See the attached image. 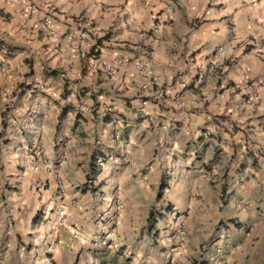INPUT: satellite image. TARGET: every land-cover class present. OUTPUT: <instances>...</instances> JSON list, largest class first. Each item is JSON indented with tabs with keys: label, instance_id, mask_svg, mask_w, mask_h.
<instances>
[{
	"label": "crops",
	"instance_id": "crops-1",
	"mask_svg": "<svg viewBox=\"0 0 264 264\" xmlns=\"http://www.w3.org/2000/svg\"><path fill=\"white\" fill-rule=\"evenodd\" d=\"M92 1L83 17L75 0L3 8L28 31L0 34L16 48L0 47V162L14 188L30 208L82 203L96 154L92 191L111 192L109 213H146L161 184L155 211L193 223L187 264H264V0H101L124 4L112 20Z\"/></svg>",
	"mask_w": 264,
	"mask_h": 264
},
{
	"label": "rangeland",
	"instance_id": "rangeland-1",
	"mask_svg": "<svg viewBox=\"0 0 264 264\" xmlns=\"http://www.w3.org/2000/svg\"><path fill=\"white\" fill-rule=\"evenodd\" d=\"M15 1L0 0V34H6L17 43L19 38L28 36V31L12 18L15 11L3 9L6 5L15 6ZM17 1V10L23 13L20 3L24 0ZM75 1L86 6L79 13L83 17L92 0ZM92 5H99L101 12H110V20L124 6L118 1L106 4L101 0H93ZM172 8L170 5L169 11ZM44 9L46 11L48 7ZM40 11L43 17L49 16V13ZM5 162H0V264H150V259L158 251L169 252L170 255H164L168 264H180L179 260L183 258L185 262L182 260V263L187 264L189 254L185 248L192 237L189 226L192 228L193 223L187 222L185 217L182 221H175V215L163 217V212V218L158 219L153 231L148 233L147 214L158 208L155 197L146 207V213L143 208H133L131 213L134 216L128 219L117 216L118 211L109 213L106 203L111 192L105 189L102 192L95 189V193L87 191L92 193L91 199L82 200V203L70 199L69 206L63 208L54 206L48 209L45 204L30 208L27 199L14 188L16 183L12 181L16 177L4 169ZM217 226L211 225L210 232L203 230L202 234L205 238L209 233L213 235Z\"/></svg>",
	"mask_w": 264,
	"mask_h": 264
},
{
	"label": "trees",
	"instance_id": "trees-1",
	"mask_svg": "<svg viewBox=\"0 0 264 264\" xmlns=\"http://www.w3.org/2000/svg\"><path fill=\"white\" fill-rule=\"evenodd\" d=\"M3 44L5 43L2 40H0V47L3 46ZM4 46H5L6 55L8 57H10L12 53H14V51L16 50V48L12 47L11 45L5 44ZM101 160H102L101 156H98L96 154H92L90 156L89 171H88V174L85 176L84 184L82 185V188L80 190L81 192L91 191L93 189L91 183L96 179V176L100 171V168L98 166V161H101ZM163 189H164V186L160 184L155 194V200H160L162 198ZM162 209L163 208L159 209L158 211H155L154 213L150 211L147 214L146 230H148L147 231L148 233L153 231L157 220L162 218V213H161ZM169 210H170V206L167 204V206L164 208V212H168ZM188 262L189 264H207L204 260H201L200 258L199 259L190 258L188 259Z\"/></svg>",
	"mask_w": 264,
	"mask_h": 264
},
{
	"label": "built area",
	"instance_id": "built-area-1",
	"mask_svg": "<svg viewBox=\"0 0 264 264\" xmlns=\"http://www.w3.org/2000/svg\"><path fill=\"white\" fill-rule=\"evenodd\" d=\"M44 28L46 29V31L50 34V35H53L54 32L53 30H51V24H50V20L49 18L47 17L45 22H44ZM91 51L93 53H97L98 52V48L96 46H93L91 48ZM113 64L115 66L121 64V60L120 59H115ZM142 67V64H137L136 67H135V70L136 72H138ZM112 66H103L102 67V71L106 74V75H110L112 73ZM249 88L248 87H245L242 91H240V94H239V97L242 99V103L243 105H246V106H249L251 105L252 103V98L249 95ZM212 172V171H211Z\"/></svg>",
	"mask_w": 264,
	"mask_h": 264
}]
</instances>
